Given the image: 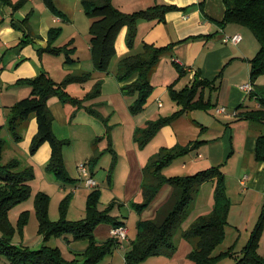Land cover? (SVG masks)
Listing matches in <instances>:
<instances>
[{"label":"trees","instance_id":"16d2710c","mask_svg":"<svg viewBox=\"0 0 264 264\" xmlns=\"http://www.w3.org/2000/svg\"><path fill=\"white\" fill-rule=\"evenodd\" d=\"M5 6L12 7L14 12L22 9L28 0H1ZM45 5L53 14L65 17L56 6L54 0H43ZM226 14L219 24L225 27L236 24L249 28L261 43V50L256 57L250 60L251 81L255 85L258 78L264 75V0H224ZM204 5V3L202 4ZM82 6L85 14L92 20L90 29L91 51L96 69L106 72L112 59L115 57L116 39L121 29H127V46L134 50L138 37V25L140 21L159 20L166 22V17L172 12L187 11L188 7L181 8L176 5H156L147 10L126 13L118 8L114 0H83ZM33 15L31 11L23 24H27ZM4 22H0V26ZM62 28H53L49 32L47 48L39 50L42 53L52 55H65L67 64H75L74 54L77 52L75 41L71 40L63 46H56L61 37ZM35 43L28 36L20 42V46ZM175 47L157 46L155 44H144V51L138 54H129L120 60L117 79L126 82L135 74L139 78L132 84L122 88L124 94L137 96L136 101L130 109L134 115H139L146 110L148 102L154 93L151 77L162 58ZM180 77L168 87L170 96L181 110L169 117H160L151 120L145 128L139 129L137 142L140 147H145L162 128L171 125L184 114L193 111H209L217 107L213 102V95L221 88L224 77L222 71L214 79L204 78L198 71L193 80L184 89L176 87L187 72L179 64L174 62ZM93 77L91 72L81 71L71 73L62 83L57 82L49 73L42 72L35 78L22 79L17 85L29 86L31 94L28 98L17 102L10 109L8 126L16 142L22 141L19 134L20 127L25 122L36 117L39 130L33 138L30 153L35 155L45 143L52 146V156L47 165V171L53 174L60 182L74 184V179L64 159V147L71 144L70 140L59 139L54 132V115L50 108V100L59 97L64 104L73 105L78 111L85 109L88 113L103 119L102 115L94 108L85 106L87 101L95 99L101 92L102 82H99L92 91L88 92L84 99L73 96L69 87L73 84H84ZM97 87V89H96ZM208 92V96H207ZM256 97L261 109L242 112L238 114L240 120H248L264 124V88L258 87L252 93ZM240 107L238 110H241ZM104 120V119H103ZM3 126L0 125V256H5L9 264H103L105 259L120 249L122 242L111 238L109 241L100 243L96 239L95 230L101 224H113L114 228L126 226L124 221L113 217L112 212L118 202H112L108 208L101 210L100 203L102 192L96 187L88 196L87 215L80 221H69L68 212L72 202V194L67 196L60 205L61 219L52 221L50 218L51 197L45 192H39L35 197V209L39 221V232L44 235L45 241L53 237H63L73 234L77 240L90 241L89 247L77 253V258L68 260L60 248L44 245L39 250L13 244V237L17 232L10 220V211L16 206L28 201L32 196L31 183L36 178L34 167L22 168L19 159H13L7 164H2L6 150V140L2 138ZM109 151L115 153L111 136H109ZM206 141H191L186 146L177 145L172 148L162 147L148 161L144 169V181L142 185V201H134L133 206L137 211L150 206L160 195L165 185L174 187L175 192L170 203L166 205L159 218L156 220H143L138 223V236L132 240L129 249H126V264H142L148 259L161 255H174V237L184 221L189 216L188 210L196 202L197 196L204 184L215 182V206L210 215L202 217L186 233L185 237L195 244L194 251L189 255L188 264H216L224 257H235L232 251L214 257L215 249L224 242L226 237V226L232 208V201L228 196V180L221 166H213L199 171L194 175L167 177L165 171L170 164L183 156L198 151ZM96 150L90 161L91 167H96L100 162L101 154ZM255 158L264 163V135L259 137ZM115 167V166H114ZM112 168L110 180H112ZM91 173V172H90ZM92 175V173H91ZM94 179V178H93ZM121 205V204H120ZM30 212H24L19 221V229L23 233L28 224ZM264 230V212L261 216L250 242L243 251V257H236V264H264V258L259 254V241Z\"/></svg>","mask_w":264,"mask_h":264},{"label":"rangeland","instance_id":"374dc122","mask_svg":"<svg viewBox=\"0 0 264 264\" xmlns=\"http://www.w3.org/2000/svg\"><path fill=\"white\" fill-rule=\"evenodd\" d=\"M123 1L125 0H118V4ZM156 1L158 0L145 1V6H137V8H132L133 10L131 11H141L140 9L147 10L150 7L156 6L158 4ZM122 10L126 13H133L128 12L130 8L127 7H124ZM91 25L92 20L85 14V12H83L81 14L79 13L78 23L76 26L70 25L71 27L68 29L67 25L65 26L68 36L71 37V35L77 33L76 41L74 40V44L77 47V52L74 54L75 59L78 61L81 59L80 62L83 64L85 72H91L93 74L92 79L87 83H84L85 85L73 84L69 87L68 91L73 96L84 99L88 92L92 91L99 82H102L99 96L95 99L87 101L85 106H90L96 109L102 115L104 120L88 113L85 109L78 111L73 105L64 104L58 97L57 99L66 105L65 107L69 114V125H67L65 128L63 125H61V120L59 118H56L55 123L58 130L62 132L61 136L67 138L66 140L71 141V144L64 147V159L66 165H68L69 168H72L74 166L76 167V164L78 163L87 164L88 169L92 173V177L97 182L96 188L100 189L102 192L100 203L101 210L108 208L109 205L114 201L118 202L119 204H117V207L112 212V215L113 217H118L121 221H124L127 224L129 230H132L133 232L129 240L132 239L134 241L138 236V223L143 220L158 219L162 209L170 203L175 192L173 186L165 185L160 193L161 195L156 198L153 203L150 204V206L143 209V211H137L133 206V202L142 201L141 192L144 181L143 168L145 169L148 164L147 162L144 167H142L140 164V159L143 156L151 158L155 153L161 150V147H172H169L170 142L168 138H165V136H167L165 131H161L163 128L160 130L161 132H159L145 147H140L137 142L136 138L138 130L145 128L146 124L151 121V119H148L143 125L138 123V121H141L143 117H140V115H134L130 109L131 105L136 101L137 96H133L135 101L129 106L128 98H132V96H128L123 93L119 87L120 81L115 77L119 70L120 60L127 56V54H122L120 51L121 42L127 41V34L125 37L126 28L121 29L117 36V53L108 66L107 71L100 72L96 69L95 62L92 59V51L90 50ZM243 32L246 34L245 44L247 46L246 48L248 56L250 59H254L261 50V43L249 28L243 27ZM86 36H88V39H86ZM144 37H146V32H142L139 43L132 51L133 53L138 54L144 51V44L142 42ZM62 56L65 58V55ZM159 65L160 66L158 70L161 68V71L160 73L157 71L156 75H160V77L155 76L154 78V83H156L158 86L155 87L153 85L155 90L150 102L155 101L156 95H159L160 99L166 103L167 107H170L171 105L175 104V101L172 100L166 88L161 86L166 81L163 80V70H166L167 72V76L164 77L169 80L171 79V83H174L179 79L180 73L177 72V77L172 78V74L177 69L172 67L174 66V63H171V61L170 66L168 67H166V63L162 61ZM67 76H61L60 72L55 71L52 77L57 82L62 83L65 81ZM247 76H249V74H247ZM260 78H264V75L260 76L258 80ZM186 80H188V78L180 80L178 85L180 89H184L186 87ZM261 80L264 81V79ZM246 101L247 103L251 102L250 99H247ZM254 105L255 104H253V106ZM215 109L216 108L209 110L211 111L210 113L207 111H193L194 113H191V117H189L190 119H188V121H184L185 119H183V123H172L171 128H175L178 135V144L175 146H186L191 141H196L200 138L204 139V135L199 136L201 127H198L192 120L203 117L206 119V121H215ZM229 113H232V111H229ZM6 115V117L9 118V110L6 111ZM258 123L259 122L253 125L251 129L253 131L255 130L256 132L261 131L260 135H264V124L262 125ZM3 124L5 126L2 132V138L6 140L7 145L2 164H7L13 159H19L22 162V168L32 167L33 164L31 162L30 156H26L23 151H19L14 148L13 142L15 143L16 140L9 130L8 123ZM28 124H30V122ZM28 124L24 125L25 127H20L19 134L22 137L25 133V130L27 129ZM109 136H111V142L115 153H112L108 149L110 143ZM175 141V139L171 140L172 143H176ZM96 150L99 151L98 154H101L100 162L96 167H91L90 161L95 155ZM197 152L198 151H195L189 155L174 160L170 164V167L166 169V176L184 177L188 175H194V173L196 174L197 172H195L194 168H192V160L197 158ZM238 164H240V172L243 171V173L247 175L255 174V167L249 166L247 158H239L235 161L231 160L230 163L228 162L222 167V170L225 172V174L227 173L228 179L231 180L232 185L235 188L233 193L234 195L232 196L231 200L232 208L229 215L228 224L226 226V237L224 242L215 249L213 256L218 257L229 251L234 252L236 256L224 257L218 260L216 264H236L237 255L238 258L243 257V251L250 242L251 237L253 236V233L264 212V197L258 202V193L249 194V198L243 203L242 200L244 198V188L239 185L238 178H236L239 175V173L237 174ZM184 165H187L188 167L184 168ZM113 167L114 170L112 173V180H110V174ZM45 171L46 172H42L38 167H36V178L31 183V198L10 211V220L17 230L12 242L16 246H25L34 250H39L44 245L60 248L63 251L65 258L68 260H73L77 258V253H81L89 247L90 241L77 240L73 234H67L63 237H53L50 240L45 241V236L39 232V221L35 209V197L39 192H45L51 197L50 218L52 221L56 222L61 219L60 205L62 201L67 196L72 194L73 199L70 204L67 217L69 221H80L86 218L88 196L94 189H91L87 186L85 182L86 178L81 174L78 175L77 181L74 184L64 185V183L60 182L53 174L47 171V166ZM46 175L51 176L53 180L49 182L45 177ZM61 185L65 187V190H62L60 187ZM215 185L216 184L214 181L205 184L201 188L196 202L188 210L189 216L185 217L174 237V243L176 247L174 255L170 256L166 254L152 257L142 264L153 263L154 260L159 258L166 259L168 262L166 264L189 263L188 257L194 251L195 244L192 240L185 237V233L202 217L212 213L215 206L216 197ZM27 211L30 212V219L28 224L24 227V231L22 233L19 229V221L22 214ZM258 211L260 212L257 215ZM111 229H114L113 224L105 223L99 225L95 230L97 241L104 243L113 238L112 234H110ZM1 236L2 233L0 231V237ZM259 254L264 258V230L259 241ZM0 264H9L8 259L5 256H0ZM103 264L126 263L122 251L118 249L113 255L107 257Z\"/></svg>","mask_w":264,"mask_h":264},{"label":"crops","instance_id":"0c3cea01","mask_svg":"<svg viewBox=\"0 0 264 264\" xmlns=\"http://www.w3.org/2000/svg\"><path fill=\"white\" fill-rule=\"evenodd\" d=\"M82 1L54 0L58 9L65 14V17H60L53 14L43 0H28V3L17 12H14L12 7L5 6L0 0V22H4L0 26V121L3 130L5 126L3 123L7 124L9 121V118L6 117V111H10L12 106L28 98L31 94V88L29 86L17 85L19 80L35 78L42 72H47L53 76L54 72L58 71L61 76L66 77L68 74L74 72L85 71L83 64L80 62L81 59L79 61L76 59L77 63L75 64H67L65 60L66 56L63 58L62 55H52L50 53H42L40 55L39 53V50L47 48L49 32L53 28L63 29L61 37L55 44L56 46H63L71 40L76 41L77 33L70 37L66 31L71 27L70 25H77L79 13L84 12ZM145 1L150 0H125L120 3L123 5L118 4V0H114V3L120 9L127 7L130 8L128 12H135L131 11L133 10L132 8L145 6ZM156 3H158L157 5L172 4L181 8L188 7V9L187 11L168 14L166 22L142 20L138 27V41L136 40V46L139 43L142 32H146V37L142 41L143 44H155L162 47L175 44V47L161 61L166 63V67L170 66V61L171 63L176 62L183 67L187 72V75L184 77L186 79L188 78L186 80L187 85L191 83L198 71L201 72L204 78L210 80L214 79L222 71L224 72L221 88L213 95V102L218 105L215 109L216 120L206 121L203 117L192 120L198 127H201L199 136L204 135V139L200 138L197 140L207 142L198 150L197 158L192 160V168H194L195 172L203 171L213 166H221L222 168L226 163H230L231 160L235 161L239 158H247L249 166L255 167V174L247 175L243 171L240 172V164H238L237 174L239 173V175L236 178H238L239 185L244 188V198L242 201L244 203L249 198V194L258 193L257 201L259 202L264 197V163L258 162L255 154L257 141L263 135H260L261 131L256 132L251 129L257 122L240 120L238 117V114L242 112L261 109L257 98H252V94L242 89L243 86L253 85L250 77V60L252 59L248 56L247 46L245 44L246 34L243 32V27L236 24L222 27L219 24L223 21L226 14L224 0H158ZM203 3L204 5H202ZM31 11H33V15L29 19V22L23 24V21ZM66 25L67 29L65 28ZM126 34L127 29L125 30V37ZM237 34L243 36V41L240 44L235 45L224 42L226 36H234ZM26 36L35 43L22 47L19 44ZM86 39H88V36H86ZM120 51L122 54H133V50L130 51L129 48L127 49L126 42H121ZM159 64L151 77L152 85L155 87L158 85L154 83V78L155 76L160 77V75H156L157 71L159 73L161 71V68L158 70ZM172 67L176 69L175 65ZM177 72L175 70L172 78L177 77ZM164 76H167L166 70H163V80L166 81L161 86L169 92L168 87L173 83H171V79H166ZM115 77L117 79V75ZM138 78L139 74L137 73L128 81L120 82V89L122 90L125 85L134 83ZM261 79L264 78H260L253 85L254 89L257 86L264 87V81ZM178 85L176 88L182 90L183 88L180 89ZM57 98L54 97L50 100V108L55 116L54 132L59 139L66 140L67 138L61 136L62 132L58 130L55 122L56 118H59L61 125L66 128L69 125V114L66 110V105ZM246 98L250 99L251 102L247 103ZM134 101V97L128 98V105L130 106ZM160 103H162V106ZM253 104L255 105L253 106ZM240 107H242L241 110H238ZM222 108H225L226 112L223 114L218 113V110ZM179 110H181V106L176 102L170 107H167L166 103L160 99V96L156 95L155 101L150 102L149 100L146 111L139 114L143 119L138 121V123L143 125L148 119L157 120L160 117H169ZM229 111H232V113H229ZM207 112L210 113L211 111ZM191 113L194 112L184 114L175 123H183V119H185L184 121H188ZM29 122L30 124H28ZM27 124L28 126L23 135V140L13 142L14 148L23 151L26 156H30L33 164L32 167H35V169L38 167L40 171L46 172V166L52 156V146L47 142L35 155H31V144L33 138L38 133L39 125L36 117L25 122L22 126ZM258 124L263 125V123ZM161 131H165L167 135L165 138H168L170 142L169 147L178 144V135L175 128L172 129L170 125ZM172 139H175L176 143H172ZM149 158L143 156L140 159L142 167L148 162ZM79 166V163L76 164V167L74 166L72 168L66 165L70 175L76 180L78 175L81 174ZM187 167V165H184V168ZM225 175L226 177L228 176L227 173ZM45 177L49 182L53 180L49 175ZM227 180L228 195L232 200L235 187L228 177ZM60 187L62 190H65L64 186L61 185ZM132 233V230H130L129 238ZM110 234H112V229L110 230ZM131 241L132 239L128 240L126 247L119 249L122 251L124 259L126 249L128 250ZM166 263H168L166 259L159 258L150 264Z\"/></svg>","mask_w":264,"mask_h":264},{"label":"built area","instance_id":"2783aa9c","mask_svg":"<svg viewBox=\"0 0 264 264\" xmlns=\"http://www.w3.org/2000/svg\"><path fill=\"white\" fill-rule=\"evenodd\" d=\"M242 41H243V36L241 34H237L234 36H226L224 38L225 43H232L235 45L240 44ZM242 89L250 94H252L255 91L253 85L251 84L243 86ZM160 105L162 106V103H160ZM225 112H226L225 108L218 110V113L220 114H223ZM79 170L81 171V174L86 178L87 186L90 187L91 189H94L97 186V182L93 179L87 164L86 163L80 164ZM129 233L130 230L127 226L112 229V236L116 239H119L122 242L120 248L126 247V242L129 240Z\"/></svg>","mask_w":264,"mask_h":264}]
</instances>
